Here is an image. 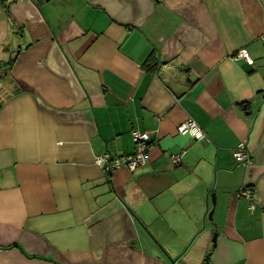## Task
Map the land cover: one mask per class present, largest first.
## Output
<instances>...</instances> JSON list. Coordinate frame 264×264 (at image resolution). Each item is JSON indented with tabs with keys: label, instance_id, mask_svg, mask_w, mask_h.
Here are the masks:
<instances>
[{
	"label": "crops",
	"instance_id": "obj_1",
	"mask_svg": "<svg viewBox=\"0 0 264 264\" xmlns=\"http://www.w3.org/2000/svg\"><path fill=\"white\" fill-rule=\"evenodd\" d=\"M0 65V264H264V0H0Z\"/></svg>",
	"mask_w": 264,
	"mask_h": 264
},
{
	"label": "built area",
	"instance_id": "obj_2",
	"mask_svg": "<svg viewBox=\"0 0 264 264\" xmlns=\"http://www.w3.org/2000/svg\"><path fill=\"white\" fill-rule=\"evenodd\" d=\"M232 57L234 59H245L248 57V54L244 48H238L233 53ZM176 132L182 135H187L195 140H201L205 137L204 131L191 118H186L180 122L176 127ZM131 136L134 146L133 152L131 154H126L115 158H110L108 154H104L96 157L95 162L106 172H111L122 167L127 168L128 170H133L141 165L144 162L145 153L151 146V141L149 140L148 133L145 131H133ZM231 152L236 163L244 167L245 171L247 172L251 167L249 147L246 144H240ZM181 155L182 152H179L171 154L169 158L172 162L177 163L180 160ZM252 194L253 188L247 185L242 186L235 193L237 197L244 198L248 201V207L250 209L253 208L254 205Z\"/></svg>",
	"mask_w": 264,
	"mask_h": 264
},
{
	"label": "water",
	"instance_id": "obj_3",
	"mask_svg": "<svg viewBox=\"0 0 264 264\" xmlns=\"http://www.w3.org/2000/svg\"><path fill=\"white\" fill-rule=\"evenodd\" d=\"M211 200H212V202H214L213 194H211ZM211 212H212L211 210L208 212V218H210ZM215 235L216 234H213L212 241H214ZM203 262H204V264H212L209 260V252L205 254Z\"/></svg>",
	"mask_w": 264,
	"mask_h": 264
},
{
	"label": "trees",
	"instance_id": "obj_4",
	"mask_svg": "<svg viewBox=\"0 0 264 264\" xmlns=\"http://www.w3.org/2000/svg\"><path fill=\"white\" fill-rule=\"evenodd\" d=\"M13 63V60L9 59L6 62H3L2 66L6 65L5 67H3L1 70H3L4 74L7 73V71L10 69L11 65ZM1 67V65H0Z\"/></svg>",
	"mask_w": 264,
	"mask_h": 264
},
{
	"label": "rangeland",
	"instance_id": "obj_5",
	"mask_svg": "<svg viewBox=\"0 0 264 264\" xmlns=\"http://www.w3.org/2000/svg\"><path fill=\"white\" fill-rule=\"evenodd\" d=\"M212 236H213V234H212ZM212 236H211V239H212Z\"/></svg>",
	"mask_w": 264,
	"mask_h": 264
}]
</instances>
